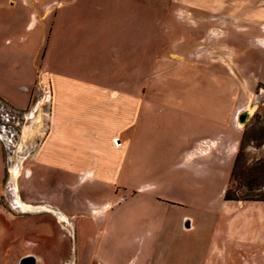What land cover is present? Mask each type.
Listing matches in <instances>:
<instances>
[{
	"label": "rangeland",
	"instance_id": "374dc122",
	"mask_svg": "<svg viewBox=\"0 0 264 264\" xmlns=\"http://www.w3.org/2000/svg\"><path fill=\"white\" fill-rule=\"evenodd\" d=\"M215 3L0 0V264H205L223 192L264 197L239 176L264 160V0ZM53 107L81 116L32 158ZM219 132L232 165L195 177L190 148Z\"/></svg>",
	"mask_w": 264,
	"mask_h": 264
},
{
	"label": "crops",
	"instance_id": "0c3cea01",
	"mask_svg": "<svg viewBox=\"0 0 264 264\" xmlns=\"http://www.w3.org/2000/svg\"><path fill=\"white\" fill-rule=\"evenodd\" d=\"M228 1L231 2L232 0H216L215 7L218 9V11L222 7L224 9L226 6L225 4ZM221 17L222 20L219 21L220 23H226L229 22V20L234 19L239 23L247 22L250 25L260 24L256 20L244 21L242 17L237 16V14L230 12L229 13L223 12ZM259 38L261 39V42L264 41V36H261ZM75 84L78 86V85H83L84 83L76 81L74 82V85ZM91 86H89L88 89L90 91H88L87 94L88 96H86L89 98V100L91 99L92 95L94 96L93 93H96V88H97L95 83H91ZM74 91L75 90H73V92ZM129 96L130 95L124 93L122 96L115 95L109 97V100L111 102L113 101L121 102L122 104H124V103H128ZM130 97L134 98L137 96H130ZM230 101L231 99L227 97L224 103L223 102L220 103L226 105L229 104ZM225 108L222 109L225 110ZM53 109L54 111L52 113V118L50 122L52 127H50L51 129L49 130L42 144H40V146L35 150L32 158L37 157L48 148L47 145L49 143L52 134L54 132L59 133V126L61 125V121H69L71 123L72 120L77 119V117L81 116L80 115L81 113L79 114V112H76L72 107L66 109L64 108L65 111L60 116H57V113H55L56 107L55 108L53 107ZM217 122L222 126L226 124L225 119H220V121ZM62 125L63 127H65L66 124L63 123ZM63 131L67 133L65 137L69 135L71 136L73 133V130L70 129V125L68 127L66 126V128ZM219 136L223 137V134L219 132L214 137H210L207 135L198 138L195 140L194 145L190 148L188 152V157H189V161L192 162V167H193L192 173L195 177L198 178L205 176L206 175L205 167H207L206 163L214 159L219 160L221 163L224 164L228 162L229 166L232 165L233 163L232 160L236 155L237 145L235 144L232 148H230L228 152L229 155L225 156L224 153H221L222 150H219L221 149ZM113 139H116V137H114ZM214 143H216L217 146L214 145ZM61 146L62 147L59 146L58 147L62 148V151L65 152V150H67L66 145L63 144ZM67 146H69V144ZM71 150L73 151L75 149L72 148ZM208 150L210 151V153H207ZM63 164H65L71 170L75 168L74 164L69 160ZM87 173L91 174L92 172L88 170ZM223 202L227 210L224 211L225 213H223V217L219 221L220 223L215 228H212V232H214V235H212L211 239H209V242H207V244L204 246V250L206 253V256L204 257L205 264H264V202L225 201L224 194H223ZM27 206L31 207L32 204L28 203ZM230 206L233 207L231 208ZM232 210H233L232 215L226 214ZM59 212L61 214V219L67 220L68 218L67 214H65L63 211H59ZM106 213L107 211H104V209L96 208L95 211L91 212V216L96 218V220L98 221L100 219H103ZM68 223L71 225L70 221H68ZM187 228L192 230L193 228L192 222L189 221ZM29 255L30 254L24 256H29ZM76 264H80V263L76 262Z\"/></svg>",
	"mask_w": 264,
	"mask_h": 264
},
{
	"label": "trees",
	"instance_id": "16d2710c",
	"mask_svg": "<svg viewBox=\"0 0 264 264\" xmlns=\"http://www.w3.org/2000/svg\"><path fill=\"white\" fill-rule=\"evenodd\" d=\"M257 88L264 89V85L261 83H258ZM241 145H242V142L240 143V146ZM239 161H240V151L238 152L236 156L235 163L233 166L232 177L234 178H235V173L239 170ZM239 176H241L240 180H243L244 187L246 188L247 192L253 193V192H257L261 190V188L264 187V179H262L264 177V160H258L247 166L246 165L243 166L241 173H239ZM224 200L225 201L264 202V197L259 194L240 197L235 192H231L230 188H227L224 192Z\"/></svg>",
	"mask_w": 264,
	"mask_h": 264
},
{
	"label": "water",
	"instance_id": "95a60500",
	"mask_svg": "<svg viewBox=\"0 0 264 264\" xmlns=\"http://www.w3.org/2000/svg\"><path fill=\"white\" fill-rule=\"evenodd\" d=\"M247 116V114L246 113H241V115H240V123L242 124V125H244V118Z\"/></svg>",
	"mask_w": 264,
	"mask_h": 264
},
{
	"label": "bare ground",
	"instance_id": "6f19581e",
	"mask_svg": "<svg viewBox=\"0 0 264 264\" xmlns=\"http://www.w3.org/2000/svg\"><path fill=\"white\" fill-rule=\"evenodd\" d=\"M24 207V206H23Z\"/></svg>",
	"mask_w": 264,
	"mask_h": 264
}]
</instances>
